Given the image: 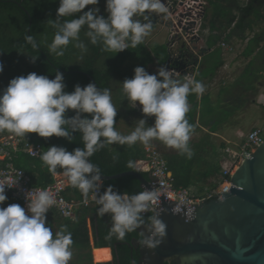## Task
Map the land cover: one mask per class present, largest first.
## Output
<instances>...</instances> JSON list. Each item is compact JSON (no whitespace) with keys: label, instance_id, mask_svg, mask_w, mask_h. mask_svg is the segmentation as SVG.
<instances>
[{"label":"clouds","instance_id":"9594fccd","mask_svg":"<svg viewBox=\"0 0 264 264\" xmlns=\"http://www.w3.org/2000/svg\"><path fill=\"white\" fill-rule=\"evenodd\" d=\"M99 2L59 0L56 18L48 21L56 29L48 46L50 53L63 56L72 41L77 42L76 47L87 51L85 43L80 41V32L85 27L90 43L102 45L104 51L118 53L135 49L153 30L152 14L168 12L163 0H105L108 13L105 17L99 14ZM89 5L92 7L82 11ZM79 13L82 14L77 17ZM66 17L71 19H63ZM25 41L38 49L32 35H26ZM31 58L35 62L37 56ZM175 61L178 60L173 57L171 65L176 68L170 66L168 70L161 66L154 74L137 66L134 76L122 82V91L131 107H137L139 102L145 116L155 117L152 125H148L145 118H139L134 130L127 135L115 127L118 108L107 87L98 88L89 82L84 87L77 84L74 91L67 92L63 73L56 71L51 79L35 72L17 76L0 91V132L16 136L35 132L41 137L55 135L69 141L75 139L73 133L80 134L82 148L68 151L63 146L53 145L41 154V160L52 174L58 168L63 169V175L81 192L85 204L89 194H94L98 205L96 215L101 218L108 214L111 220L107 239L115 237L124 241L127 234L138 231L139 244L154 249L166 236V223L153 208V203L160 198L159 193L154 188L133 194L121 193L112 185L101 192L104 185L101 168L89 158L107 145L132 146L137 142L147 145L153 140L161 141L189 159L194 155L189 141L195 126L186 118L190 111L188 96L193 93L202 96L206 86L202 81L184 78L172 70L190 63L186 60L185 65L177 67ZM3 69L0 62V72ZM69 110H74L75 114L68 116ZM84 114H90V118ZM112 159L117 160L118 154H113ZM6 186L13 185L0 180V205L8 199ZM26 199L27 211L16 203L0 206V264H69L73 257L72 233L67 225H61L55 232L46 226V213L56 202V194L48 189L34 193L30 190Z\"/></svg>","mask_w":264,"mask_h":264},{"label":"trees","instance_id":"16d2710c","mask_svg":"<svg viewBox=\"0 0 264 264\" xmlns=\"http://www.w3.org/2000/svg\"><path fill=\"white\" fill-rule=\"evenodd\" d=\"M18 1H21L22 5L26 6L23 0ZM222 1L225 2L224 11L225 15L227 16L228 25H232V23L236 21L234 15L233 19L231 18L234 9H240L239 11L241 14L246 15V17L251 16L252 19L248 17H242L241 19L239 18L235 25V32L238 34H243L244 37L247 36L248 32H254V38L251 40H253V44L257 43L256 45L259 47L260 41L264 39V28H262L259 33L256 32L253 22L254 19H256V22L259 25L262 20L264 21V0H251L249 6L245 8L238 4V0ZM4 5L9 7H17L25 19V26H23L22 36H20V39L14 43L13 41H3L0 38V62H3L4 65L3 72H0V91H2L8 85L12 78L17 76H26L28 73L35 72L37 74L47 75L51 79L55 77L56 71H59L63 73L64 82L66 84L65 91L67 92L74 91V87L77 84H79L81 87H84L89 82H91L94 83L98 88H109L111 90L112 100L115 105H125L126 103H129L122 91V82L126 78H132L134 76V73L132 74L134 66H125L126 59L131 56V48L120 51L115 59L111 58L108 52H104V50H102V45H92L90 43V47L92 48L93 52L91 57L88 56L87 58L88 64H85V66H75L73 68L63 67L62 64H60L59 61L50 54L47 48H45L36 37L35 23L36 25L39 23L37 20L39 19L38 12H40V8H27L32 15V20L34 19V23L31 25V35L39 45L38 49H33L32 46L25 41V36L29 35L28 30L31 18L15 2L0 0V10L5 7ZM12 43L14 46L10 47ZM142 46L143 44H140L135 49L140 51ZM31 56H37L35 62L32 61ZM25 58H29V60L25 65H21L19 61H23ZM97 58H101L105 64L102 65L101 61V63L98 65H94ZM175 65H178V61H175ZM142 66L150 74H154L146 62ZM118 78L121 79L122 82L121 84H118V86L114 87L112 84H114ZM127 107L132 113L138 112L136 108H132L130 105H127ZM196 109V105L190 107V111L186 114V118L188 119L189 123L193 125L195 123L194 111H196ZM74 114V110H69L67 113L68 116H72ZM84 115H89L90 118V114ZM119 117L120 115L117 113L115 117L116 122ZM34 133L35 132H32V134ZM35 134L38 135L37 133ZM73 136L75 139L72 141H69L64 137H57L55 135L47 138L39 136V138L44 144L45 151H47L48 147L53 145L63 146L68 151H72L76 147L82 148L83 144L81 142L80 134L76 132L73 133ZM209 138L210 133H207L200 141L191 143L189 142L190 147L194 152V155L190 159L186 156L180 155L178 150L177 152L173 151V153H168V155H166L170 169L173 171L176 187L184 188L200 181L210 183L211 179L218 174L221 168L219 161L220 149L218 150L219 147L213 144ZM220 145L224 146L225 142H222ZM206 150L210 151L213 159L208 162L204 160L199 162V153L202 151L205 152ZM113 154H118V159L115 161L112 159ZM113 154L110 155V147L107 145L104 149L98 151L91 157L92 162L101 168L102 174L112 175L126 170H137L136 162L138 159L145 157V150L141 149L137 144L132 146L119 145ZM21 162L23 163V167L34 177L33 185L45 186L47 184L53 183L54 174L49 172L47 165L43 163L41 158L25 156L21 159ZM59 170L63 169L58 168L57 171ZM143 175L149 179V173L143 172ZM108 185H112L115 190H118L121 193L127 192L128 194H133L143 191L141 182L135 176H125L118 179L105 180L103 189L105 190ZM13 203L17 204L19 201L9 197L0 206L6 207ZM81 207L80 209L78 208L76 210V212H80V215H77L76 213V219L64 218V216L57 209L53 208L49 209V211L46 213V226L52 227L53 231L55 232L59 231L61 225H67L68 230L72 233V238L74 241L72 245V251L73 253L77 254V257L71 264H139L140 252L139 250L135 249L134 245L135 241H139L141 239L138 231L127 234L124 241H118L115 237L107 239L106 237L108 236V232L111 227L109 215L105 214L103 217L99 218L96 215V209L98 205L91 208L84 206ZM87 211L93 213V217H91V219L94 226V246L90 241L87 223ZM93 247L96 248L93 250L92 256ZM110 247H112L114 251V260Z\"/></svg>","mask_w":264,"mask_h":264},{"label":"water","instance_id":"95a60500","mask_svg":"<svg viewBox=\"0 0 264 264\" xmlns=\"http://www.w3.org/2000/svg\"><path fill=\"white\" fill-rule=\"evenodd\" d=\"M1 1L15 2L31 18L21 1ZM163 2L166 4L167 0ZM161 17L162 14H152L153 27L159 22L166 23L177 32L178 38L167 69L172 66L173 57L178 60L177 67H182L186 60H198L209 50L201 35L195 32L197 20L202 16L199 13L196 16L192 8L178 12L169 7L168 15L164 16L168 22ZM125 176H135L142 185L152 189L149 180L138 170L102 175V179ZM231 181L229 192L204 199L197 205L192 202L183 205L163 194L156 210L166 223V236L154 249L138 242L139 264H264V141L239 166Z\"/></svg>","mask_w":264,"mask_h":264},{"label":"crops","instance_id":"0c3cea01","mask_svg":"<svg viewBox=\"0 0 264 264\" xmlns=\"http://www.w3.org/2000/svg\"><path fill=\"white\" fill-rule=\"evenodd\" d=\"M168 1L172 2L174 0H167V2ZM191 1H193V0H191ZM241 2H243V0H238V4H242ZM201 4H202V6H201ZM224 5H225V2L222 0H195L194 6H193L195 11H199L202 7L204 9V12L200 14L202 16L201 18H202V22H203L202 23L203 27H202V30L200 31L199 34L201 35L202 40H204L206 42V44L209 46V50L206 51L205 54L200 55L198 60L197 59H191V58H190V60H188V62L193 61L194 63L197 64L198 68H197L196 73H195V79L198 81H202L204 83V85L206 86V91L204 92V94L202 96H197L194 93L190 94L188 96V101H189L190 107H193L195 105L197 107L196 111H194V114H195V123H194L195 131L192 133V135L198 134L199 132H207L208 134L210 133L209 140H211V135L221 137L222 139H224L223 142H225V145H226L227 141L236 138V136L231 135V133H233V132L236 133L243 126L244 120H250V123H253L252 121L255 120V124H253L251 127L262 125V120H264L263 113L259 112V110L262 109V107L260 105H256V107H255V108H258V112H256L255 115L253 114L249 117L246 116V113H244L242 116H237V114H235L234 110H232L231 113H229L230 110H227L226 112H228L229 114L223 115L222 118L221 117L217 118L218 114L216 112H214V108H213V106H215L217 104V100L219 99L218 95H220V93H222V91L224 89H227V88H229V86H232L234 84H236V85L239 83L243 84L242 80L240 79V77L242 76V75H240L241 72H239V74L234 73L231 75V73L235 69L233 66V62L235 60V57H237V55H238L237 52H239L240 55H243L244 57L248 58V66L245 69H250L252 67L251 68V70L253 69L252 76L256 80L258 79V76L259 77L264 76L263 75L264 74V39H262L260 41V45L258 47V45L253 44V40H251L254 38V35H253L254 32H248L246 37H244L243 34H238L237 32H235V25H236L238 19H236V21H234L232 23V25H228L227 16L225 15V11H224L225 9L219 8V6H222L224 8ZM200 6H201V8L199 9ZM241 7H243V6H241ZM233 11H235V10H233ZM233 15L234 14L232 13V16H231L232 19L234 17ZM171 30L172 29H170L168 27L167 44L170 41ZM224 42L226 44L236 46V50L233 54H231L229 56H228V54L226 55V47L222 45ZM239 44H242V45L238 46ZM146 45H148V42H146ZM166 47H168V58L166 60H167V65L169 66L170 55L173 52V49L171 46H169V44ZM226 56H228L229 59H226L227 58ZM150 64H152V63L151 62L149 63V66L151 68L152 65H150ZM225 64L226 65L228 64V66L226 67ZM254 64L257 66H260V68L256 74H254L256 72V67L253 66ZM156 65L158 66L156 70H158L161 67V65H159L158 63H156ZM151 70L153 73H155L153 71V69H151ZM168 70H169V68H168ZM242 72L245 73V70ZM223 74L224 75L228 74L229 76H223ZM256 84H257V86H255L254 84H251V87L254 90L258 87L257 96H256L255 100L259 101L261 98L264 97V83L261 82L260 80H258V81H256ZM251 87H249V88H251ZM245 89H247L246 86H243L242 87L243 93L246 92ZM230 101L231 100H229V99L224 100L223 104H221L223 107V110L224 109L226 110L227 108L230 107L229 106L231 104ZM128 102L129 103H126L125 105H122V104L115 105L118 108L117 113L120 115L119 119L117 120V122L115 124V127L119 132L121 130L119 129L118 122H120L121 120L126 121L128 118L132 119V122L134 123V125H133L134 128H135L137 120L139 118H145L148 125L154 124L155 117L154 116H145V114H143L141 111L142 106L139 105V102H137V107H135L138 112L141 111L139 113L138 112L132 113L129 110V108L127 107V105L131 106V102L130 101H128ZM205 106H208V108H206ZM251 107H252V105H251ZM214 114H217V115H214ZM228 115H230V116L232 115V116H231L229 121H225L224 119L227 118ZM227 132H229V133H227ZM7 134H9V132H0V136H5ZM34 134L27 133L26 136H23V137L25 139H28V140L33 141L35 143L41 144L43 147V152H45L44 144L40 140L39 135H36V134L34 135ZM205 135H206V133H205ZM235 135H239V134L236 133ZM197 141H200V140L192 139L189 142L191 143V142H197ZM136 144L139 145L141 149L145 150V157H146L147 156L146 148L149 145H144L143 143L140 144L139 142H137ZM220 146L223 147L220 144L218 146L219 147L218 150L220 149L219 150V154H220L219 158H221V155H222V151H221L222 148ZM109 147H110V155H112L113 152H115L117 150V148L119 147V144H112V145H109ZM165 148L167 149V152H165V154H163V155L165 156V158L168 161V158L166 156V155H168V146L165 145ZM25 156H28V155H26L24 153H20L15 158L16 164L19 165L20 167H22L23 169H25V168L23 167V163L21 162V159ZM29 157H31V156H29ZM33 158H41V156L40 157H33ZM140 159H143V158H140ZM140 159H138V160H140ZM219 161H220V159H219ZM91 162H92V158H91ZM62 171L63 170H59L54 174V181H55L56 177H65L63 175ZM102 175H105V174H102ZM105 180H107V179H103V181H105ZM33 183H34V177L32 176V184ZM39 186H42V185H39ZM65 195L69 200H75V201H81L84 198L83 195L81 194V192L77 188L72 187L70 185V183L67 186V189L65 191ZM90 195H91V193L89 194V196ZM11 198H14V197H11ZM14 199L17 200L16 198H14ZM17 204L20 205V203H17ZM95 206H97V205L93 204L91 206H84V207H90L91 208V207H95ZM52 208L57 209L55 207H52ZM79 209H80V207H79ZM87 212H88V214H87L88 215V222H87L88 223V230H89V234H90V241H91V244L93 245L94 244V228H93L94 226H93L92 219H91V217H93V213L90 211H87ZM76 213H77V215H80L79 211H77ZM76 217H77L76 215H75V218H68V217L64 216V218H68V219H76ZM95 248L96 247L92 248V256H93V250ZM110 248H111L112 253H113L114 251H113L112 247H110ZM113 255H114V253H113ZM96 264H98V263H96Z\"/></svg>","mask_w":264,"mask_h":264},{"label":"built area","instance_id":"2783aa9c","mask_svg":"<svg viewBox=\"0 0 264 264\" xmlns=\"http://www.w3.org/2000/svg\"><path fill=\"white\" fill-rule=\"evenodd\" d=\"M195 0H174L168 1L165 5L168 8L177 9L178 12H185L191 8L197 14L204 12L203 7H199V11H195L193 8ZM168 12L166 14H168ZM166 14H162L161 18H164ZM168 20V19H166ZM199 25L195 28L196 33H200L202 30V18L199 17L197 20ZM177 32L171 30V36L169 41V46L175 48L177 46V37H175ZM181 35L183 31L181 30ZM254 35V34H253ZM226 47V55H231L235 52L236 46L222 44ZM226 56V59H229ZM225 66L227 67L228 64ZM198 66L196 63L191 61L187 63L186 66L177 70L183 75L184 78H195V73ZM255 134V135H253ZM264 141V126L258 125L253 126L248 129L245 134H239L235 139L226 142V145L222 147V155L220 158V170L216 176H214L210 183L212 185L211 190H204L203 192L196 187L194 184L188 187L178 188L175 186V178L173 171L170 169L169 163L163 153H161L156 147L148 146L146 158L140 159L136 162L137 169L141 172L149 173V183L152 188H154L161 197L163 194L166 197L179 202L180 204L187 205L192 202V204H198L200 201L210 198L212 196L223 194L229 192L233 185L232 177L236 173L239 166L247 159L251 158L253 152L260 146ZM24 153L31 157H40L43 153V147L39 143H35L23 136H16L14 134H7L5 136H0V180L5 181L13 186L5 188L7 197L16 198L22 207H25L27 211V193L32 190L34 193L36 190L48 189L56 194V202L52 207L57 208L64 216L68 218H75L76 210L81 206H91L95 204L93 198L94 194L91 193L88 196V203H84V198L81 201L69 200L65 191L69 184L66 177H56L53 183L47 184L45 186L33 185L32 176L22 167L16 164L15 158L18 154ZM143 190L148 188L146 185H142ZM149 189V188H148ZM104 189L101 188V192ZM160 199V198H159ZM158 199V200H159ZM156 200L153 203V208L157 209ZM150 214V213H149Z\"/></svg>","mask_w":264,"mask_h":264},{"label":"rangeland","instance_id":"374dc122","mask_svg":"<svg viewBox=\"0 0 264 264\" xmlns=\"http://www.w3.org/2000/svg\"><path fill=\"white\" fill-rule=\"evenodd\" d=\"M25 2L24 6L26 9L30 8H40V12H38V17L39 19L37 20V25L35 23V32H36V37L38 38V40L40 41V43L47 48V50L49 51V45L52 43L53 39H54V35L56 32V29L53 28L48 21L51 19H55L56 18V14H57V9L59 7V0H23ZM251 0H243V2H241L242 4H240L241 6H243L244 8L249 6ZM264 3V2H263ZM5 7H3L0 10V38L3 41H7V42H16L17 40L20 39V36H22V32H23V26H25V19L22 15V13L19 11V9L17 7H9L4 5ZM99 8H100V15H103L105 17H107L108 13L105 11V7H106V2L105 0H100L99 2ZM92 6H86V8L82 11H86L88 8H90ZM264 7V6H263ZM220 9H224L222 6H219ZM29 11V9H27ZM235 11H233V14L235 16L236 19H241L243 18H247L246 15L241 14L240 9H234ZM262 10V9H261ZM30 13V11H29ZM82 13H79V15ZM31 15V13H30ZM78 14H76V16H79ZM263 15H264V9H263ZM30 17V16H29ZM248 18H251V16H249ZM63 19H71V17H66ZM252 19V18H251ZM257 20L254 19L253 22V26L256 29V31L259 33L261 31L262 28H264V21L262 20L261 23H259V25L256 22ZM34 23V19L32 20V15H31V20H30V24ZM258 25V26H257ZM87 31V28H83L80 32V41H83L85 43V45L87 46V51H82L80 48L76 47V41H72L69 43V45L64 49V55L63 56H57L54 53H50L51 55H53L60 64H62L63 67H68V68H73L75 66H85V64H88V56L91 57L92 54V48L90 47V41L88 39V37L85 35V32ZM22 38V37H21ZM167 38H168V26H163L161 23L156 24L153 27L152 32L150 33L149 36H147L144 40L142 49L139 51L138 49H130L131 52V56L126 59L125 62V66H130L133 65L134 68L137 66H142L145 62L146 64L149 65V62L151 60L150 65L151 69H153V71L156 73L157 72V65L156 63H158L161 66H164L165 68H167V58H168V44H167ZM147 39L148 45L145 44V41ZM13 43L10 45V47H13ZM257 44V43H256ZM242 44H239L238 46H241ZM167 50V51H166ZM104 52H108L109 56L111 58H115L117 57L118 53H114L111 51H104ZM237 57H235V60L233 62V66H234V70L231 73L232 74H239L242 75L240 77V79L242 80V83L239 84H234L232 86H229V88L224 89L222 91V93H220V95H218L219 99L217 100V104L215 106H213L214 108V112H216L217 114V118H222L223 115H227L229 113L232 112V110L235 111V114H237V116H242L244 113H246V116L249 117L251 115H255L256 112H258V108H255L256 105H260L262 107V109L259 110V112L263 113V117H264V97L261 98L259 101H256V96H257V91H258V87L254 90L251 87V84H254L255 86H257L256 81L260 80L261 82L264 83V76H258V79L256 80L253 76V69H245L248 66V58L244 57L243 55H240L239 52H237ZM29 60V58H25L23 61H19L21 65H25L26 62ZM102 59L97 58L96 62L94 63V65H98L99 63H101ZM105 62L102 61V65H104ZM155 64V65H154ZM256 67V72L254 74L257 73V71L259 70L260 66L257 65H253ZM245 70V73L242 72ZM134 71V70H133ZM132 71V74L134 73ZM264 75V74H263ZM223 76H229L228 74H223ZM243 77V78H242ZM119 79V78H118ZM117 81L114 82V84H112L114 87L118 86V84H121V79H119ZM240 80V81H241ZM246 86L247 89L245 93L242 92V87ZM251 87V88H249ZM242 92V93H241ZM231 100V104L229 105L230 107L227 108L226 110H223V107L221 104H223L224 100ZM252 105V107H251ZM206 108H208V106H205ZM249 107V108H248ZM251 107V108H250ZM227 110H230V112H226ZM232 116V115H231ZM230 115H228L227 118H225V121H229L231 118ZM253 123H250V120H244L243 121V126L236 132L237 134H245L248 132V129L255 124V120L252 121ZM134 123L132 122V119L128 118L126 121L125 120H121L120 122H118V126L119 129L121 130L120 132L122 134H130L131 131L134 130ZM264 126V120H262V125ZM205 133L207 134V132H199L198 134H194L191 135V139H196V140H201ZM229 133V132H227ZM236 133H231V135L233 136H237L235 135ZM211 142H213V144H215L217 147L219 146V144H221L224 139H222L221 137H217L214 135H211ZM140 143V142H139ZM142 144V143H140ZM145 145V144H144ZM149 146H155L156 148H158L163 154H165V152H167V149L165 148V144L159 140H153L151 141L149 144H147ZM177 152L176 149L174 148H170L168 147V153H173ZM200 158L198 159V161H210L213 159L212 154L210 153L209 150H206L205 152L202 151L201 153H199ZM196 187H198L202 192L204 190H211L212 185L207 183V182H195L193 183ZM85 253V252H84ZM76 253H73V257L72 259L69 261V264H71L75 259H76ZM95 262V261H94ZM96 264V263H95Z\"/></svg>","mask_w":264,"mask_h":264},{"label":"flooded vegetation","instance_id":"af4514ba","mask_svg":"<svg viewBox=\"0 0 264 264\" xmlns=\"http://www.w3.org/2000/svg\"><path fill=\"white\" fill-rule=\"evenodd\" d=\"M138 242H139V241H135V242H134V243H135L134 245H135V249H136V250H138Z\"/></svg>","mask_w":264,"mask_h":264}]
</instances>
